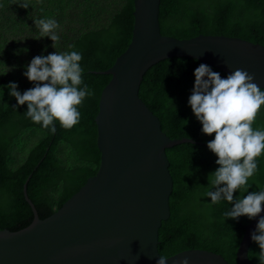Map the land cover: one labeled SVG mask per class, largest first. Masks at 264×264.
Listing matches in <instances>:
<instances>
[{
    "label": "trees",
    "instance_id": "1",
    "mask_svg": "<svg viewBox=\"0 0 264 264\" xmlns=\"http://www.w3.org/2000/svg\"><path fill=\"white\" fill-rule=\"evenodd\" d=\"M22 2L0 0V230L10 231L34 220L25 182L43 219L97 174L101 151L96 116L102 91L111 79L98 71L110 68L126 50L134 28L135 0H27V8L20 6ZM49 18L60 25L56 49L50 37L36 38L35 19ZM162 25L166 35L177 39L226 36L264 46V0H165ZM56 50L83 54V80L95 95L79 107L77 125L64 129L57 121L53 134L26 118L27 103L18 105L7 85L16 82L21 93L33 87L23 75L25 65L36 55ZM201 63L205 62L193 58L166 62L144 84L146 104L163 118L169 137L194 141L170 148L180 195L173 204L174 216L166 222L161 251L171 257L186 250H205L236 264L238 245L251 220L247 216L225 220L223 213L232 205L227 201L212 205L205 195L209 173L219 165L207 147L215 134L202 132V123L188 103L194 71ZM253 128L264 129V105ZM256 159L258 171L248 181L249 191L264 188V153ZM259 251L257 244L251 253L253 264H259Z\"/></svg>",
    "mask_w": 264,
    "mask_h": 264
},
{
    "label": "water",
    "instance_id": "2",
    "mask_svg": "<svg viewBox=\"0 0 264 264\" xmlns=\"http://www.w3.org/2000/svg\"><path fill=\"white\" fill-rule=\"evenodd\" d=\"M165 0H135L132 39L108 69L96 116L101 163L97 174L53 214L34 212L30 225L0 230V264H156L173 204L180 195L170 148L193 143L171 139L164 120L146 104L144 84L154 69L183 58L201 60L228 75L240 68L264 89V46L242 38L200 35L177 39L163 28ZM27 181V180H26ZM264 215V212L261 213ZM251 219L236 264H253L257 246ZM232 264L225 255L186 250L167 264Z\"/></svg>",
    "mask_w": 264,
    "mask_h": 264
},
{
    "label": "clouds",
    "instance_id": "3",
    "mask_svg": "<svg viewBox=\"0 0 264 264\" xmlns=\"http://www.w3.org/2000/svg\"><path fill=\"white\" fill-rule=\"evenodd\" d=\"M19 4L24 8L29 6L27 0ZM35 24L39 32L36 38L50 37L52 47L56 49L60 40L59 23L49 18L35 19ZM82 59L83 54L78 50H56L48 55H36L25 65L23 75L34 86L23 93L16 82H10L7 87L18 105L27 103L26 118L50 129L53 134L57 121L64 129H71L80 122L79 107L86 98L95 95L84 83ZM194 75L188 103L202 123V132L215 134L207 147L216 154L219 165L209 173V189L205 195L211 198L212 205L221 201L232 205L223 213L225 220L259 217L251 239L259 245V264H264V215H261L264 212V188L249 191L248 183L258 171L256 158L264 153V129L253 128L257 113L264 105V91L253 82L254 74L240 68L222 77L211 66L201 63ZM237 191L239 196L235 195ZM167 259V255L161 254L156 264H167ZM180 264H189V258L184 257Z\"/></svg>",
    "mask_w": 264,
    "mask_h": 264
}]
</instances>
